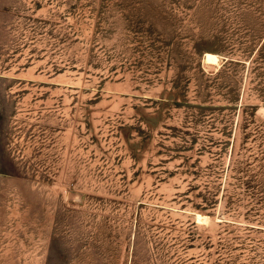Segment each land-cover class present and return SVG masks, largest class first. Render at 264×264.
Segmentation results:
<instances>
[{
	"label": "rangeland",
	"instance_id": "obj_1",
	"mask_svg": "<svg viewBox=\"0 0 264 264\" xmlns=\"http://www.w3.org/2000/svg\"><path fill=\"white\" fill-rule=\"evenodd\" d=\"M0 264H264V0H0Z\"/></svg>",
	"mask_w": 264,
	"mask_h": 264
},
{
	"label": "bare ground",
	"instance_id": "obj_2",
	"mask_svg": "<svg viewBox=\"0 0 264 264\" xmlns=\"http://www.w3.org/2000/svg\"><path fill=\"white\" fill-rule=\"evenodd\" d=\"M214 57H215V55L212 54V53H207V54H206V59H207V60H210V59H212V58H214ZM199 217H201V216H198V218H199ZM201 219H203V217H201Z\"/></svg>",
	"mask_w": 264,
	"mask_h": 264
}]
</instances>
